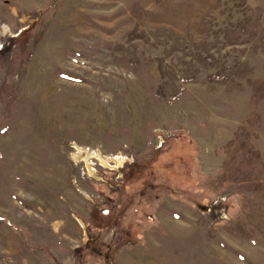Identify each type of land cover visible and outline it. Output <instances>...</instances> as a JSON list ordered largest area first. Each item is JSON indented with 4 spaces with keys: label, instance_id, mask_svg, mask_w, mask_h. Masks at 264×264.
<instances>
[{
    "label": "rangeland",
    "instance_id": "374dc122",
    "mask_svg": "<svg viewBox=\"0 0 264 264\" xmlns=\"http://www.w3.org/2000/svg\"><path fill=\"white\" fill-rule=\"evenodd\" d=\"M0 264H264V0H0Z\"/></svg>",
    "mask_w": 264,
    "mask_h": 264
},
{
    "label": "bare ground",
    "instance_id": "6f19581e",
    "mask_svg": "<svg viewBox=\"0 0 264 264\" xmlns=\"http://www.w3.org/2000/svg\"><path fill=\"white\" fill-rule=\"evenodd\" d=\"M116 159H117V157H115ZM120 161V160H119ZM106 163H108V162H106Z\"/></svg>",
    "mask_w": 264,
    "mask_h": 264
}]
</instances>
